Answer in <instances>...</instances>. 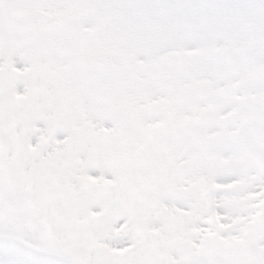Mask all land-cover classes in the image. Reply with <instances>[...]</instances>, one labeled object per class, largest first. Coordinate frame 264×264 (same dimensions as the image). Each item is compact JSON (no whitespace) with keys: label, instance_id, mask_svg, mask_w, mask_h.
<instances>
[{"label":"rangeland","instance_id":"obj_1","mask_svg":"<svg viewBox=\"0 0 264 264\" xmlns=\"http://www.w3.org/2000/svg\"><path fill=\"white\" fill-rule=\"evenodd\" d=\"M0 264H264V0H0Z\"/></svg>","mask_w":264,"mask_h":264},{"label":"water","instance_id":"obj_2","mask_svg":"<svg viewBox=\"0 0 264 264\" xmlns=\"http://www.w3.org/2000/svg\"><path fill=\"white\" fill-rule=\"evenodd\" d=\"M0 240L3 241V242L11 243V244H19V245H23L21 242H18V241H16V240H8V239H2V238H0ZM34 251H35V253H37V254L43 256L41 252H39V251H37V250H34ZM68 263L72 264V262H68Z\"/></svg>","mask_w":264,"mask_h":264}]
</instances>
